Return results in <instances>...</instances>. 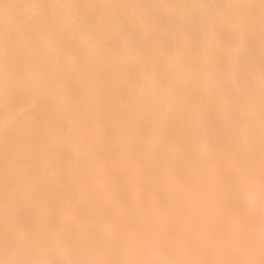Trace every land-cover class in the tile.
Here are the masks:
<instances>
[{
  "label": "bare ground",
  "instance_id": "bare-ground-1",
  "mask_svg": "<svg viewBox=\"0 0 264 264\" xmlns=\"http://www.w3.org/2000/svg\"><path fill=\"white\" fill-rule=\"evenodd\" d=\"M0 264H264V0H0Z\"/></svg>",
  "mask_w": 264,
  "mask_h": 264
}]
</instances>
